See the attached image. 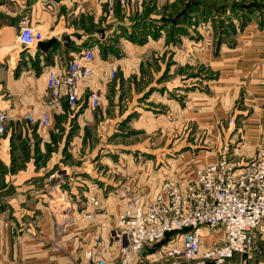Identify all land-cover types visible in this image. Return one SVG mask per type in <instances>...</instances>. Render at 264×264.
I'll return each mask as SVG.
<instances>
[{
	"label": "crops",
	"instance_id": "crops-1",
	"mask_svg": "<svg viewBox=\"0 0 264 264\" xmlns=\"http://www.w3.org/2000/svg\"><path fill=\"white\" fill-rule=\"evenodd\" d=\"M131 1L126 8L116 4L109 12L97 0H0V112L8 118L0 150V264H90L95 257L116 262L122 244L114 238V231L130 196L150 199L158 192L162 181L177 175V167H183L181 157L186 161L191 158L189 151L177 155L168 176L164 177L163 166L156 173L143 175L142 180L146 179L143 192H140V184L130 187L119 179L107 180L104 176L95 180L90 173L96 164L88 160L81 163L83 170H75L79 176L86 174L84 179L75 178L78 182H74L65 170L69 167L63 169L57 162L61 153L74 162L88 155L83 142L93 137L91 125L96 127L111 118L115 121L118 114L123 120L130 113L136 115L132 120L138 123L156 121L153 116L163 117L151 110L137 112L136 104L129 106L128 101L117 103L115 100L110 106L117 109L114 115L105 114L107 102H103V94L110 83L109 72L116 67L122 71V77L112 82L118 90L130 74L124 68L125 62L118 59L142 57L149 50L159 51L164 39L159 29L161 24L156 20L152 24L157 32L133 29V24L141 28L146 27V23L144 19H137L139 16L130 6H135L138 13L143 8ZM165 1L152 0L158 10ZM153 14L148 17L152 18ZM23 24L43 32L42 45L29 50L18 45L17 34ZM249 27L255 34L247 37L253 41L251 46L256 47L245 46L238 52L236 45L237 48L228 50L227 59H222L226 60V67L213 69L218 79L208 85V102L214 100L213 104H208L206 110L196 104L189 109L191 119L197 124L199 121L208 124L217 139L221 137L220 130L225 138L232 135L231 141L240 135L239 146L253 155L258 145L264 143V29L257 30L252 23ZM143 39H146L145 45H138ZM114 43L119 46H110ZM90 46L94 48L95 60L91 76L79 85L78 108L68 109L62 96L49 108L52 125L46 129L39 127L40 113L50 101L47 72L58 71ZM96 53H101L103 64L96 63ZM198 59L208 66L216 65L209 51L201 57L199 54ZM135 71L132 68L131 72ZM90 92L100 94V107L91 109L87 102ZM240 96L244 107L233 109ZM239 115L242 117L238 118ZM28 116L33 118V123L27 120ZM229 116L236 121L234 134L218 128V122H225ZM198 153L197 158L203 159L201 152ZM194 167H188L182 178H194L199 170ZM62 180L65 182L62 190L67 196L58 199L64 204L57 205V209L60 207L57 214L51 210V205L47 206L45 190L51 181L57 185ZM92 198L98 202L97 206L92 205ZM56 223L60 225L58 228ZM202 231V250L220 241V232ZM166 243L145 248L135 264H190L179 257H169L167 252L172 244ZM225 264H264V236L255 234L250 251L234 254Z\"/></svg>",
	"mask_w": 264,
	"mask_h": 264
},
{
	"label": "rangeland",
	"instance_id": "rangeland-1",
	"mask_svg": "<svg viewBox=\"0 0 264 264\" xmlns=\"http://www.w3.org/2000/svg\"><path fill=\"white\" fill-rule=\"evenodd\" d=\"M128 1L130 2V0ZM128 1L123 6L124 8H126ZM131 2L133 4L137 3V7L140 5L143 8V11L138 13L135 6H130V8L136 9L132 8L131 11H136L139 16L137 19H144L146 29L157 32L152 22L156 20L161 24L160 29L163 31L164 39L160 44L161 50L159 51L150 52L149 50L141 55L142 57L118 59L125 62L124 68L130 74L118 90L112 82L114 83L120 79L123 73L117 67L112 68L115 73L114 77L110 79L109 72L108 79L110 83L107 84V89L103 94V102H107L105 114L107 116L114 115L117 109H111L110 106L111 102L115 100L117 103L128 101L129 106L136 104L134 107H137V112L151 110L154 114H162L160 116L163 117L153 116L156 121L138 123L132 120L136 119V115L132 116L130 113L131 117H129V114L123 120L119 118L118 114L115 121L111 118L110 121H103L104 123L96 127L91 125L90 130L93 137L83 142L88 155L81 161L74 162L70 157L61 153V159L57 161L61 164L60 167L63 169L69 167V169H65L66 172L74 182H78L75 181V178H78L79 181L83 180L86 174H80L79 176V173L75 172L80 168L83 170L84 166L81 163L88 160L89 163L96 164L91 173L87 171V174L93 175L95 180L100 176H104L108 178L107 180L118 181L119 179L120 182H126L130 187L140 184V186L142 185L140 192H143L142 187L146 180H142L143 175H147L149 172L151 174L156 173L163 166L164 177L168 176L178 156L186 151L190 152V160L186 161L181 157L183 167H177L179 169L177 175L166 180L178 181L182 179V174L188 167L195 166L196 169H200L221 157H227L236 164L250 160L254 154H247L239 146L241 142L240 135L231 141L232 135L225 138L222 130H220L221 137L217 139L213 136L208 124H203L201 121L197 124L196 121L191 119L189 108L192 104H196L200 109L206 110L208 104H213L214 100L208 102L207 95L208 85L213 80L218 79V73L214 70L226 67L224 64L226 60L223 62L222 59H227L228 50L238 46V52H240L245 46H251L253 41L249 36L255 34V31L249 27L251 23L257 26V30L262 31L264 29V0H167L162 3V8L159 10L152 0H132ZM191 2H200V5L206 6L208 10L212 9L214 11L213 15L201 14L199 11L203 8L192 4L193 14L189 15L187 20H182L183 18H180V16L184 12L186 13L187 6ZM234 5L237 7L242 6L240 8L241 18L231 16L229 7ZM242 11H246V15H243ZM151 13H154L152 18L148 17ZM162 19L169 21L168 24L177 19H181V21L178 25L171 27L170 25L162 26ZM228 26H232L234 31ZM133 27L135 30L141 29L135 24H133ZM221 29L224 30L222 33ZM247 35L249 36L247 37ZM145 43L146 39H143L138 45L143 46ZM241 43L246 45L243 46ZM110 46L117 48L119 45L114 43ZM251 47V49H254L256 46ZM205 51H209L211 61L216 63L215 66H208L199 62V54L201 57ZM102 62L104 61L101 53H96V63L103 64ZM132 68L136 69L135 73L131 72ZM240 93H242V90ZM193 94L196 95L192 96ZM142 99L144 100L142 101ZM101 102L102 99H100V105ZM241 107H244V103L243 98L240 96L233 109H240ZM150 117L152 118L151 115ZM158 117L159 119H157ZM237 117H242V115ZM230 119L232 118L229 116L225 119V122L219 121L218 128L226 132ZM228 132L234 134L236 130ZM198 151L201 152L200 156L203 159L197 158ZM196 164H199V167ZM55 166L57 167V164ZM51 178H53V175ZM64 185L63 180L58 182L57 185L54 181H51L45 190L49 202V204H46L47 206L51 205L53 207L51 210H54L57 214L60 211V207L57 209V205L64 204L63 201L60 202L58 199L67 196L62 190L65 188ZM118 189L116 188V190ZM165 243L166 241H162L159 246Z\"/></svg>",
	"mask_w": 264,
	"mask_h": 264
},
{
	"label": "built area",
	"instance_id": "built-area-1",
	"mask_svg": "<svg viewBox=\"0 0 264 264\" xmlns=\"http://www.w3.org/2000/svg\"><path fill=\"white\" fill-rule=\"evenodd\" d=\"M97 1L111 12L115 4L123 7L128 0ZM43 40V32L36 27L23 24L19 28L17 43L23 50L35 48ZM94 60L95 51L90 46L58 71L47 72L50 101L40 113L39 127L51 126L49 108L62 96L68 109L78 108L79 85L91 76ZM114 73L112 69L111 79ZM87 102L96 109L100 97L90 92ZM7 120L6 114L0 112V150ZM27 120L33 123L31 116ZM227 128L235 129L236 121L230 119ZM91 203L98 204L94 198ZM202 229L212 234L220 232V241L202 250ZM255 234L264 236V144L258 145L248 161L236 164L221 157L199 169L192 179L162 181L158 192L148 200L131 198L114 231V238L122 244L119 259L108 262L95 257L90 264H135L145 248L159 244L168 235L172 244L169 257H179L190 264H225L234 254H247Z\"/></svg>",
	"mask_w": 264,
	"mask_h": 264
},
{
	"label": "trees",
	"instance_id": "trees-1",
	"mask_svg": "<svg viewBox=\"0 0 264 264\" xmlns=\"http://www.w3.org/2000/svg\"><path fill=\"white\" fill-rule=\"evenodd\" d=\"M194 2V1H193ZM193 2H191V4H189L187 7V10H186V13L184 12L181 16H180V18L182 17L183 19L182 20H187V18L189 17V15H192L193 14V12L194 11H192V10H194V8L192 7V4L193 5H195V6H197V7H200V8H203V9H201L199 12H201V14H203V15H206V16H210V15H213V13H214V11L212 10V9H207V7L206 6H203V5H200L201 3L200 2H195V3H193ZM192 7V8H191ZM236 5H234L233 7H229V10H230V12H231V16H234V17H238V18H241L242 17V14H241V10H240V8H242V6H239V7H237ZM243 12V15L245 14L246 15V11H242ZM223 13V12H222ZM225 14V13H224ZM179 21H181V19H177V20H175V21H173V23H170V24H168L167 22H169V21H165V19H162L161 20V22H162V26H168V25H170L171 27H173L174 25H178L179 24ZM222 24H224L223 22H222ZM232 31H234L233 29H232V26H228ZM157 29V28H156ZM160 29V28H159ZM141 31H143V32H148V31H150V30H146V27H144V26H142L141 27V29H140ZM224 30L223 29H221V33L223 32ZM56 44H57V42H56ZM55 44V45H56ZM40 45H42V43H40L38 46H40ZM168 239H169V235L165 238V240L164 241H168Z\"/></svg>",
	"mask_w": 264,
	"mask_h": 264
}]
</instances>
